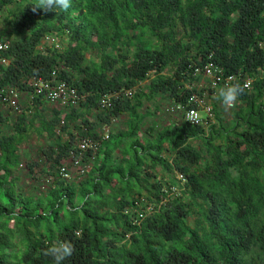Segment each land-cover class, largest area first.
Returning a JSON list of instances; mask_svg holds the SVG:
<instances>
[{"label": "trees", "instance_id": "16d2710c", "mask_svg": "<svg viewBox=\"0 0 264 264\" xmlns=\"http://www.w3.org/2000/svg\"><path fill=\"white\" fill-rule=\"evenodd\" d=\"M37 2L0 0V42L9 44L0 89L29 93L36 107L29 124L5 132L0 103V264H55L45 252L62 242L74 245L62 264H264V0H70L50 12L33 11ZM48 36L66 47L44 46ZM208 63L236 76L232 85L253 80L232 121L223 123L222 100L212 97L220 84L209 90L207 129L186 122L185 109L179 123L147 126L157 98L186 108L204 92L195 69ZM54 70L84 97L70 108L82 120L75 133L60 110L47 117L39 108L31 80ZM122 117L124 130L99 137ZM33 121L54 169L76 139L101 141L86 153L81 181L52 171L35 197L17 185Z\"/></svg>", "mask_w": 264, "mask_h": 264}, {"label": "rangeland", "instance_id": "374dc122", "mask_svg": "<svg viewBox=\"0 0 264 264\" xmlns=\"http://www.w3.org/2000/svg\"><path fill=\"white\" fill-rule=\"evenodd\" d=\"M5 20L0 15V33L5 29ZM59 47L64 48L66 47L67 43L66 41L63 42L62 40H57ZM52 44L50 41H47L44 46L50 47ZM58 47V48H59ZM43 47H41L42 49ZM169 72V71H168ZM202 84L200 86V90H204V93L206 96L209 97V79L204 78L203 76L199 77V82L197 83V89H199V84ZM142 87L144 84L141 85ZM219 92L216 90V92L212 95V97L218 96ZM19 104L17 109L10 108L8 106H3L1 109L2 116L6 118V124H5V132L6 131H12L14 124H16L19 121L24 122V124H29L30 121L33 119V116L36 113V107L33 104L32 96H30L29 93H19ZM213 98H211V102H213ZM149 109H151L152 116H150L147 120V126L151 125L152 123L159 124L160 127L167 125L169 123H173L174 120L176 123H179L181 121V115L182 113L179 112V110L176 109L175 104L168 100V99H160L157 98V100L154 103L147 104ZM240 104L237 102L235 106L233 107H225L222 104H220V111L222 112V118L223 123L229 124L233 119V113L234 111L238 110ZM40 110L45 113L47 117H50L53 114L54 110H60L62 112L61 118H70L72 127L71 131L74 133L76 132L73 127L75 125L81 126V119H75V117H72L71 109L69 108H62L61 106H56L53 104H49L45 101H43V105L39 106ZM96 114V113H95ZM95 114L88 117L90 120H93L95 118ZM202 116H205L204 113H201ZM126 117H122L117 119V121L113 122L110 126H101L98 130V135L100 138L107 137L110 130H124L125 120ZM33 126L31 127V132L28 134L27 140L22 144L20 147V155H21V165L16 170V179H17V185L20 186V188L24 191L26 195L30 196H39L43 194L47 190L48 183L52 182L51 176H49L48 173L54 171V173L57 175V177H60V179H63L59 173V169L52 167V161H48L47 158L44 155V150L47 149L49 145V140L47 139L46 135H42L38 131V122L33 121ZM64 139L69 138V134L63 135ZM80 139H76V146L78 145V142ZM195 144H199L198 142H195ZM62 165H66V167L69 169V172L71 174V178L68 180H65L69 183H77L81 181V179L84 176H81L79 166L73 165L72 158H66V160L62 161ZM84 167L90 168L89 164H84ZM82 167V168H84Z\"/></svg>", "mask_w": 264, "mask_h": 264}, {"label": "built area", "instance_id": "2783aa9c", "mask_svg": "<svg viewBox=\"0 0 264 264\" xmlns=\"http://www.w3.org/2000/svg\"><path fill=\"white\" fill-rule=\"evenodd\" d=\"M58 39L53 36H48L45 38L44 43L50 41L52 45L59 47ZM8 42H0V54L8 50ZM6 59L2 60V64H7ZM196 77L203 76L204 78L209 79V89H217L220 84H224V87L232 85L236 76H227L223 77L220 73V70L215 67L212 63H208L203 68L195 69ZM252 79L245 80L244 84L248 85L247 89L252 87ZM31 84L34 88V92L37 96L42 98L43 101L53 104L56 106H61L62 108H77L80 105V102L84 99L82 95L79 94L78 90L70 85L66 80L59 77L58 71L54 70L51 73V76L48 78L34 77L31 80ZM202 84H199V89ZM201 91V90H200ZM133 90L128 91V95L133 94ZM114 95H108L103 97L101 106L103 109L110 108L114 99ZM19 92L14 88H1L0 89V103L2 106H8L13 109L18 108L19 104ZM187 107L183 105L176 106L177 110H184V119L186 122H189L192 126H201L207 129L211 124L215 122L213 104L211 102V97L206 96L203 92H194L188 98ZM233 107V106H232ZM201 113H204L205 116H202ZM108 137V136H107ZM104 137V138H107ZM103 138V139H104ZM78 145L74 146L72 151H70V158H72L73 165L79 166L81 176H84L88 173L90 168H85L84 158L86 153L92 151L95 154L99 148L100 140L85 138L79 140ZM84 167V168H82ZM59 173L64 180L70 179L72 176L69 172V169L66 165H62L59 168ZM179 179L184 181L182 175L178 176ZM151 209L148 206L147 211ZM145 213L139 211V217L144 218Z\"/></svg>", "mask_w": 264, "mask_h": 264}, {"label": "clouds", "instance_id": "9594fccd", "mask_svg": "<svg viewBox=\"0 0 264 264\" xmlns=\"http://www.w3.org/2000/svg\"><path fill=\"white\" fill-rule=\"evenodd\" d=\"M70 0H38L33 7V11L42 9L44 12H50L54 9L67 10L70 7ZM248 88L247 84L241 86L240 84L229 85L219 92V97L225 107H232L238 102L240 95ZM74 252V245L70 242H62L47 249L45 255L52 256L55 264H62V262L71 257Z\"/></svg>", "mask_w": 264, "mask_h": 264}]
</instances>
